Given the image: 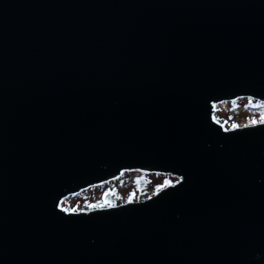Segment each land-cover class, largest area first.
<instances>
[{"label":"water","instance_id":"water-1","mask_svg":"<svg viewBox=\"0 0 264 264\" xmlns=\"http://www.w3.org/2000/svg\"><path fill=\"white\" fill-rule=\"evenodd\" d=\"M264 0H0V264H264ZM145 171V201L63 200Z\"/></svg>","mask_w":264,"mask_h":264},{"label":"rangeland","instance_id":"rangeland-1","mask_svg":"<svg viewBox=\"0 0 264 264\" xmlns=\"http://www.w3.org/2000/svg\"><path fill=\"white\" fill-rule=\"evenodd\" d=\"M224 103L223 109L226 110L228 106H225ZM240 113L230 114L226 111L222 112L220 118L228 122V127L236 128L243 127L247 125H252L257 122L264 121V117L257 116L256 113L252 110H248L246 107H242L239 110ZM255 121V122H254ZM233 125H236L233 127ZM138 172L125 173L120 178L106 183L104 186L98 187L91 191L80 194L78 197L67 198L62 202V205L70 211L76 210H89L94 208L106 207L101 206L103 203L100 202L102 195L108 189H113L118 193L120 200L119 204L127 202H137L145 201L150 197L154 196L161 188V185L164 184L166 178L160 176L156 178L152 176L150 179V187L146 191H139L133 186L134 178ZM171 182H174L171 178L168 177ZM177 180V178H175Z\"/></svg>","mask_w":264,"mask_h":264},{"label":"trees","instance_id":"trees-1","mask_svg":"<svg viewBox=\"0 0 264 264\" xmlns=\"http://www.w3.org/2000/svg\"><path fill=\"white\" fill-rule=\"evenodd\" d=\"M237 103H233L232 104H229V108H230V113H240L239 110L242 109V107H246L248 110H252L254 111V113H258V111L260 110H264V105L258 103V102H255V101H252V100H238L236 101ZM228 105V104H226ZM220 110H222L221 106L219 107ZM219 110V112H220ZM264 115V114H263ZM141 180H144V179H141ZM138 186L140 188H145V183L143 182H139L138 183ZM112 198V196H110Z\"/></svg>","mask_w":264,"mask_h":264},{"label":"snow or ice","instance_id":"snow-or-ice-1","mask_svg":"<svg viewBox=\"0 0 264 264\" xmlns=\"http://www.w3.org/2000/svg\"><path fill=\"white\" fill-rule=\"evenodd\" d=\"M255 122V121H254ZM236 125H233V127H235Z\"/></svg>","mask_w":264,"mask_h":264}]
</instances>
